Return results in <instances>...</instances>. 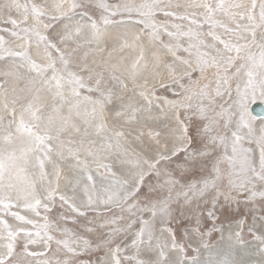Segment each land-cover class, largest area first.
Wrapping results in <instances>:
<instances>
[{
    "label": "snow or ice",
    "instance_id": "snow-or-ice-1",
    "mask_svg": "<svg viewBox=\"0 0 264 264\" xmlns=\"http://www.w3.org/2000/svg\"><path fill=\"white\" fill-rule=\"evenodd\" d=\"M253 104L264 0H0V264H264Z\"/></svg>",
    "mask_w": 264,
    "mask_h": 264
},
{
    "label": "water",
    "instance_id": "water-1",
    "mask_svg": "<svg viewBox=\"0 0 264 264\" xmlns=\"http://www.w3.org/2000/svg\"><path fill=\"white\" fill-rule=\"evenodd\" d=\"M257 104H258V102H257ZM257 104H253V106H252V110H253L254 115L264 113V105L257 106Z\"/></svg>",
    "mask_w": 264,
    "mask_h": 264
},
{
    "label": "rangeland",
    "instance_id": "rangeland-1",
    "mask_svg": "<svg viewBox=\"0 0 264 264\" xmlns=\"http://www.w3.org/2000/svg\"><path fill=\"white\" fill-rule=\"evenodd\" d=\"M254 259L255 260H259L260 258H259V256H255Z\"/></svg>",
    "mask_w": 264,
    "mask_h": 264
}]
</instances>
